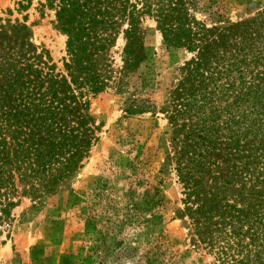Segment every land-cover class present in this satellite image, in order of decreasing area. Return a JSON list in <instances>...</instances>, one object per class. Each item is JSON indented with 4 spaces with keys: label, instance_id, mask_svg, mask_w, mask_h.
Instances as JSON below:
<instances>
[{
    "label": "trees",
    "instance_id": "1",
    "mask_svg": "<svg viewBox=\"0 0 264 264\" xmlns=\"http://www.w3.org/2000/svg\"><path fill=\"white\" fill-rule=\"evenodd\" d=\"M31 1L16 6L26 11ZM200 1L38 2L65 36L63 73L34 47L0 52V230L17 193L48 192L80 168L96 140L89 98L107 85L105 51L122 34V69L135 67L143 55L137 16L144 14L165 48L190 56L165 112L182 135L173 164L192 234L211 264H264V15L227 22L220 6ZM151 108L131 100L124 113ZM127 165L139 175L135 164ZM135 179L118 199L106 196L102 211L87 212L85 232L104 254L126 251L117 239L123 226L146 231L159 217L158 192ZM232 186L238 203L226 199ZM142 258V264H171L156 244Z\"/></svg>",
    "mask_w": 264,
    "mask_h": 264
},
{
    "label": "rangeland",
    "instance_id": "2",
    "mask_svg": "<svg viewBox=\"0 0 264 264\" xmlns=\"http://www.w3.org/2000/svg\"><path fill=\"white\" fill-rule=\"evenodd\" d=\"M17 1L0 0V32L5 33H0V52L10 51L11 46L17 50L31 46L37 53L47 52L56 71L63 73L65 36L55 25L53 12L39 6L42 0H32L27 10L21 11ZM138 1L130 0L132 4ZM202 2L213 9L214 4L220 6L227 22L264 15V0ZM195 16L203 19L199 12ZM22 25L26 27L23 32L10 30ZM136 25L143 55L135 67L122 69V34L105 51L110 66L107 85L89 98L88 114L97 128L96 140L80 168L51 190L35 196L16 194L18 203L0 230V264H142L144 253L155 244L171 264H211L192 234L188 206L181 203L173 158L182 135L165 112L168 96L190 56L183 49L165 48L148 16L138 14ZM131 100L136 104L148 101L152 108L127 116L124 110ZM128 162L136 165L139 175L131 174ZM135 178L158 192L159 217L146 231L123 226L117 239L127 253L116 249L104 254L95 248L93 234L85 232L87 212L90 208L94 213L102 211L105 197L118 199ZM102 185L104 192L98 197ZM135 188L137 192L143 189ZM225 192L230 194L226 199L238 203L233 197L235 186Z\"/></svg>",
    "mask_w": 264,
    "mask_h": 264
}]
</instances>
